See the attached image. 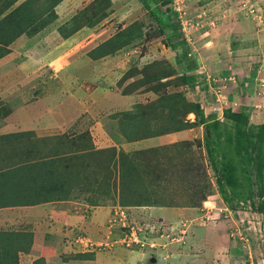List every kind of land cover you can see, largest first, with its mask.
Here are the masks:
<instances>
[{
  "label": "rangeland",
  "instance_id": "1",
  "mask_svg": "<svg viewBox=\"0 0 264 264\" xmlns=\"http://www.w3.org/2000/svg\"><path fill=\"white\" fill-rule=\"evenodd\" d=\"M261 1L157 2L158 15L163 13L158 23L137 0H61L54 10L49 0H0V58L8 57L7 65L0 67V121L9 117L13 126H30L29 135L19 140L27 149H38L39 160L50 169L43 189L56 194L53 200L58 203L52 211L60 217L34 212L11 240L0 237V264H14L13 245L26 252L29 240L47 234L51 237L44 245L50 247L47 264H86L84 251L95 245H101L95 251L103 253L98 258L107 253L113 264H172L167 262L172 255L179 258L176 264H187L188 255L206 248L215 247L218 257L222 255L218 240L209 237L211 232L224 241L232 239L236 256L246 245L250 250L260 247V236L255 241L251 231H260L261 214L252 211L248 201L226 203L217 193L206 161L202 125L167 133H178L179 140L175 135L157 140L158 144L144 141L166 135L155 133L171 127L168 113L150 106L176 93L187 102L199 101L195 90L182 86L178 78L191 67L196 72L211 61L210 49L218 51L222 43L228 46L242 18H257L252 4L260 8ZM171 33H179L184 44L172 49L167 39ZM216 91L208 111L218 114L229 104ZM251 106L249 123H264L263 105ZM13 117L21 118V124ZM221 120L228 129L232 126ZM194 121L191 113L182 119V123ZM59 133L69 140H62ZM86 137L88 143L79 144ZM93 147L110 148L96 151ZM12 166L10 161L4 164ZM32 196L27 191L22 202ZM252 201L255 204L257 199ZM97 207L107 212L102 223L105 231L93 232L89 243L78 241L88 237L86 232L67 228L64 216H86ZM246 213L256 214L257 219L242 218ZM56 220L63 230L54 228ZM134 227L137 243L124 246L122 240ZM242 230L248 237L240 235ZM251 258L257 264V259L264 261V254L253 253ZM238 259L222 255L225 263L245 264ZM39 263L43 258L33 262Z\"/></svg>",
  "mask_w": 264,
  "mask_h": 264
},
{
  "label": "crops",
  "instance_id": "2",
  "mask_svg": "<svg viewBox=\"0 0 264 264\" xmlns=\"http://www.w3.org/2000/svg\"><path fill=\"white\" fill-rule=\"evenodd\" d=\"M252 5L253 7H255V9L253 10L256 12L257 18H251L252 21H246L242 18L243 21H241V23L239 21L238 26L235 28L236 30L238 29V32L235 31L232 35L235 39H232L230 42H228V46L222 43L221 47L219 46L220 49L218 51L213 52L210 49V51H208V54L205 51L204 55L207 54L208 58H212V60H208V62L205 63L206 65L203 67L198 66V70L195 72V75L197 76V84L195 85L193 91L195 90L194 93L197 95V97H199V101L197 102L199 103L200 108L202 109L205 117L208 116L212 119L218 120L219 122L223 121L221 120V118L223 119L222 112L224 110H230L231 112L242 110L246 113V115H248L249 118L248 111H253V108L250 109L249 106L252 105L251 107H256L258 105H263L262 108L264 109V0L261 1L260 8L258 4ZM252 5L250 4V6ZM55 8L57 7L55 6L53 10ZM232 25H234V23H232L231 26ZM205 41L207 42V40ZM209 44L210 43L204 45L206 46ZM7 60L8 57L6 56L0 58V67L4 66ZM214 90H217L216 92H218V94L223 93L227 104H229L228 107H226L224 104V110L221 109L218 114L208 111V108H210L209 106H211V103H214V100H216L215 97L217 95H215L216 93L214 92ZM232 105L234 106V108L231 109L230 106ZM261 115H263L261 116V120H263L261 122H264V112ZM9 120V117H5L3 120L0 121V170H5L0 171L1 241L11 240L14 235L19 234L20 232L18 231V229L20 228L21 223H23L26 218L30 219V217L28 216H31L32 214H34V212V215L39 212L41 213V215H48L49 218H53L56 216L57 219L60 218L57 215V212L52 211V205L57 202V200H53L54 195L56 194L46 193L43 189V178L45 175L50 176L48 172L50 169L47 170L45 168V160H39L37 155L38 149H27L26 146L22 145L23 141L19 140L21 135H29L28 132L31 131V129L29 128L30 126H13L11 123H9ZM19 120H21V118L15 119V117H13L14 122H19ZM18 124L21 123L19 122ZM177 134H166L158 138L147 139L144 142H148L150 144H156L157 142L158 144L157 140H161L165 137L175 138V135L177 136L175 140H179ZM33 135L36 138H44L43 135ZM58 135L60 136V138H62V140H69L67 136H61V133H59ZM87 140H89V137L82 139L79 144H87ZM26 144L28 143L26 142ZM137 144L138 146H140L141 143ZM165 144L167 143L165 142ZM67 145L68 144L64 146ZM130 145V143L127 144V147L129 148ZM106 148L110 147H93V149L96 151ZM140 148L142 147L140 146ZM140 148L138 147V149ZM9 161L13 164V166L11 168L4 167V164ZM79 163H81V161ZM16 165L18 167H16ZM27 184L30 187V190H27ZM44 184L47 185V182H45ZM20 190H27L33 194L29 202H22V196L26 194L27 191L23 192L20 195L18 193ZM25 209L30 210V212L27 211L28 213H22V211H24ZM46 209L48 211H46ZM90 209L91 211L88 212V215L86 216H75V214H73V216L65 215L64 219L62 220L63 224L66 225L67 228L71 225L70 229L72 230L79 229V231L81 230L82 232H86L84 233L88 237L79 239L78 241L80 242L88 241L89 243L88 239H90L92 234H94L93 232L96 233L100 231H105V226H103L102 223L106 218L107 212L104 209H99V207ZM155 209L156 208H153V210L149 211V214L152 215ZM246 214L247 215L245 216L242 215V218L250 217V219H252V217H255L257 219L256 214ZM55 222L57 224H55V227H53L56 230L57 228H61V230H63V224L58 220H56ZM261 222L262 221L260 220V218H258L260 231L258 229H256V231H251V235L255 237V241L257 240L256 238L260 236V239L262 240L260 247L255 250H250L249 248L251 247H248V245H246L243 248L244 251L238 254V256L235 255V247H232V239L230 240L226 238V240L224 241L225 238H223L222 236H213L212 232L209 237L210 239H214V241L215 239L216 241L218 240V243H220V246L218 247L220 250L223 251L222 255H224V258L232 257L233 259L239 257L238 260L242 259L240 260V262L245 261V264H253L254 259L251 258V254L254 253L255 256L259 254L262 256L264 254V236L262 233L263 227ZM258 232L262 234V238L261 235H258ZM45 233L42 232V234ZM48 233H51V231H49ZM243 233L245 234V237H248L247 233L243 232V230L240 235H243ZM49 236L50 235L47 234V237L43 239L40 238L39 235H35L32 238V241H28L26 246V252H24L25 249L19 247V245H13L12 250L16 253L14 258V264H33V262H35L38 258H43V264L49 263L51 260V255L49 254L50 247L48 245L44 246L46 241H49L51 239V237ZM221 239H223V241H221ZM91 245H95V243H90V246ZM91 249L92 248H90L89 251H84V253L87 254L85 255L87 257L85 260L86 264H113V259L107 257V253L105 254V257L98 258V255L103 253H98L96 251H92ZM17 250H20L18 251V255ZM214 250H216L215 247H212L210 249L206 248L202 252H198V254L196 255H188L186 258L187 264H217V261H219L220 258L221 260L219 261V263L221 264H228L230 262L229 261L225 263L222 260V255H219L220 257H218L216 251ZM167 251L169 252V248L167 249ZM232 252H234V255L232 254ZM212 257L215 258L214 261ZM178 259H173L172 255V257L170 258L167 257V262L170 261L172 264H176L178 262ZM236 260L237 259L233 260V262L237 263ZM260 263L264 264V261L257 259V264Z\"/></svg>",
  "mask_w": 264,
  "mask_h": 264
},
{
  "label": "trees",
  "instance_id": "3",
  "mask_svg": "<svg viewBox=\"0 0 264 264\" xmlns=\"http://www.w3.org/2000/svg\"><path fill=\"white\" fill-rule=\"evenodd\" d=\"M49 1L52 10L61 0ZM137 1L154 21L160 23L161 18L159 16H162L163 13L158 15L156 3L160 2L165 5L169 0ZM172 14L175 15V13ZM167 39L172 49L184 44L179 33H171ZM178 79L182 86L190 90H193L197 84V76L192 67L190 70L184 71ZM162 86V84L157 85L155 88L158 89ZM160 101L159 105L150 107L152 110L159 108L165 110L169 115L167 123L171 127H161L163 130L155 134H167L187 129L193 125H202L206 161L215 177L214 182L220 199L226 203H231L233 199L242 200L244 203L248 201L252 211L257 214L264 213V123L251 125L248 121V115L242 110L236 112L224 110L222 112L224 121L232 125L228 129L218 120L205 117L196 101L187 102L180 93L160 97ZM189 113L194 115L195 121L182 123V119ZM226 122L224 123L226 124ZM126 139L133 141L132 138ZM174 146L177 147L176 144ZM226 190H228L230 197H228ZM232 196L234 197L232 198ZM254 197L257 199V204L252 201ZM229 208L232 210L233 206L229 205ZM262 233L264 236L263 230Z\"/></svg>",
  "mask_w": 264,
  "mask_h": 264
},
{
  "label": "built area",
  "instance_id": "4",
  "mask_svg": "<svg viewBox=\"0 0 264 264\" xmlns=\"http://www.w3.org/2000/svg\"><path fill=\"white\" fill-rule=\"evenodd\" d=\"M135 230H138V228H136V227L129 228L128 235L122 240V244H124V246H130L132 244H136L137 243V238H136V235H135V232H134ZM98 247H101V245H95L91 250H94V249H96Z\"/></svg>",
  "mask_w": 264,
  "mask_h": 264
},
{
  "label": "water",
  "instance_id": "5",
  "mask_svg": "<svg viewBox=\"0 0 264 264\" xmlns=\"http://www.w3.org/2000/svg\"><path fill=\"white\" fill-rule=\"evenodd\" d=\"M261 218H262V227H263V231H264V213H262ZM152 260L153 259H151V262H153Z\"/></svg>",
  "mask_w": 264,
  "mask_h": 264
},
{
  "label": "clouds",
  "instance_id": "6",
  "mask_svg": "<svg viewBox=\"0 0 264 264\" xmlns=\"http://www.w3.org/2000/svg\"><path fill=\"white\" fill-rule=\"evenodd\" d=\"M261 216H262V214H261ZM261 221H262V218H261ZM262 223V222H261ZM92 251H95V249L94 250H92Z\"/></svg>",
  "mask_w": 264,
  "mask_h": 264
}]
</instances>
